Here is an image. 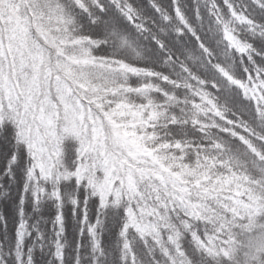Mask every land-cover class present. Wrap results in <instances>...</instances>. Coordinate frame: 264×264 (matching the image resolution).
Instances as JSON below:
<instances>
[{"label": "snow or ice", "instance_id": "snow-or-ice-1", "mask_svg": "<svg viewBox=\"0 0 264 264\" xmlns=\"http://www.w3.org/2000/svg\"><path fill=\"white\" fill-rule=\"evenodd\" d=\"M0 145L125 264H264V0H0Z\"/></svg>", "mask_w": 264, "mask_h": 264}, {"label": "trees", "instance_id": "trees-1", "mask_svg": "<svg viewBox=\"0 0 264 264\" xmlns=\"http://www.w3.org/2000/svg\"><path fill=\"white\" fill-rule=\"evenodd\" d=\"M65 145L71 158L77 144L66 140ZM11 157V147L0 145V264H125L120 226L110 213L96 230L100 250L95 249L88 228L96 224L99 201L89 197L85 202L84 186L77 188L74 182L60 185L58 202L51 196L54 187L47 184L46 193L37 201L36 187L27 178L26 159ZM72 199L78 200V206ZM58 215L62 223L57 221ZM131 243L137 264H149L140 242L133 239ZM58 246L61 258L56 255Z\"/></svg>", "mask_w": 264, "mask_h": 264}, {"label": "rangeland", "instance_id": "rangeland-1", "mask_svg": "<svg viewBox=\"0 0 264 264\" xmlns=\"http://www.w3.org/2000/svg\"><path fill=\"white\" fill-rule=\"evenodd\" d=\"M69 140H71V138H69ZM68 141V140H67ZM35 212H37L36 210H35Z\"/></svg>", "mask_w": 264, "mask_h": 264}]
</instances>
